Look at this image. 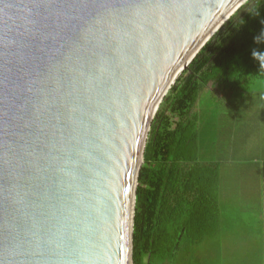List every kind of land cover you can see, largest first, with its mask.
Instances as JSON below:
<instances>
[{
	"label": "water",
	"instance_id": "1",
	"mask_svg": "<svg viewBox=\"0 0 264 264\" xmlns=\"http://www.w3.org/2000/svg\"><path fill=\"white\" fill-rule=\"evenodd\" d=\"M246 0H0V264H135L154 120Z\"/></svg>",
	"mask_w": 264,
	"mask_h": 264
},
{
	"label": "trees",
	"instance_id": "2",
	"mask_svg": "<svg viewBox=\"0 0 264 264\" xmlns=\"http://www.w3.org/2000/svg\"><path fill=\"white\" fill-rule=\"evenodd\" d=\"M262 33L264 0H250L201 49L162 103L140 174L135 264H264V249L226 253L224 239L217 247L225 168L261 163L211 156L218 148L206 134L210 116L203 104L210 89L231 102L257 92L264 72L252 52H264V40H256Z\"/></svg>",
	"mask_w": 264,
	"mask_h": 264
},
{
	"label": "crops",
	"instance_id": "3",
	"mask_svg": "<svg viewBox=\"0 0 264 264\" xmlns=\"http://www.w3.org/2000/svg\"><path fill=\"white\" fill-rule=\"evenodd\" d=\"M256 88V93L245 97L239 94L241 102H231L210 89L203 102L210 116L206 134L218 148L211 156L232 161L254 158L261 163L242 167L232 162L224 170L223 227L216 240L218 249L222 248L220 239L225 240L226 253L257 254L264 249V81Z\"/></svg>",
	"mask_w": 264,
	"mask_h": 264
},
{
	"label": "clouds",
	"instance_id": "4",
	"mask_svg": "<svg viewBox=\"0 0 264 264\" xmlns=\"http://www.w3.org/2000/svg\"><path fill=\"white\" fill-rule=\"evenodd\" d=\"M257 42L259 43L261 40H264V33L261 34V36L256 38ZM252 56L254 59H256L257 61H259L260 66L262 71L264 72V52L258 51V50H253L252 52Z\"/></svg>",
	"mask_w": 264,
	"mask_h": 264
},
{
	"label": "bare ground",
	"instance_id": "5",
	"mask_svg": "<svg viewBox=\"0 0 264 264\" xmlns=\"http://www.w3.org/2000/svg\"><path fill=\"white\" fill-rule=\"evenodd\" d=\"M248 1L250 0H246L224 23V25L231 19V17L236 14Z\"/></svg>",
	"mask_w": 264,
	"mask_h": 264
}]
</instances>
